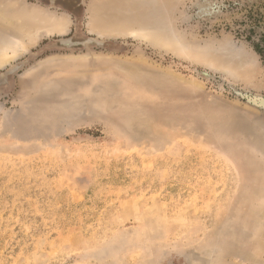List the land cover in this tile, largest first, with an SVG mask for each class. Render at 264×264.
I'll return each instance as SVG.
<instances>
[{
    "label": "rangeland",
    "instance_id": "1",
    "mask_svg": "<svg viewBox=\"0 0 264 264\" xmlns=\"http://www.w3.org/2000/svg\"><path fill=\"white\" fill-rule=\"evenodd\" d=\"M0 60V264H264V0H0Z\"/></svg>",
    "mask_w": 264,
    "mask_h": 264
},
{
    "label": "bare ground",
    "instance_id": "2",
    "mask_svg": "<svg viewBox=\"0 0 264 264\" xmlns=\"http://www.w3.org/2000/svg\"><path fill=\"white\" fill-rule=\"evenodd\" d=\"M25 15V14H24ZM14 17V16H13ZM28 17V16H27ZM40 18L41 19H43L42 21H40V19H39V21H40V23H39V26H38V24L36 25L37 26V28H39V29H43V28H45V27H50V26H53L54 28H57L56 30H58L59 29V32H60V30L63 28V25H65V24H67V23H65L64 24V22L65 21H63L62 22V20L64 19H62L61 20V18H60V21L59 22H57V23H55V26L53 25V23L51 24V22H53L52 20L50 21V20H48V18L45 16L44 18L43 17H41L40 16ZM17 19H18V17H17ZM30 20V19H29ZM54 20V19H53ZM59 20V19H58ZM55 21V20H54ZM57 21V20H56ZM67 22V21H66ZM38 23V22H37ZM32 26V25H31ZM100 26L102 27V29H104V30H106V31H110V32H116L117 30L116 29H118L117 28V26H109L108 25V23L106 22V23H100ZM54 28H51V29H54ZM48 29V28H47ZM49 30V32H47V33H50V31H51V33H52V31L53 30ZM43 30H45V29H43ZM66 31V30H65ZM43 34H45V33H43ZM117 34V33H116ZM46 35V34H45ZM22 48V47H21ZM21 52V51H20ZM0 63H2V60H0ZM0 66H1V64H0Z\"/></svg>",
    "mask_w": 264,
    "mask_h": 264
},
{
    "label": "water",
    "instance_id": "3",
    "mask_svg": "<svg viewBox=\"0 0 264 264\" xmlns=\"http://www.w3.org/2000/svg\"><path fill=\"white\" fill-rule=\"evenodd\" d=\"M62 46H64V47H68V46H70V45H72V44H74L73 42H71V41H61V42H59Z\"/></svg>",
    "mask_w": 264,
    "mask_h": 264
}]
</instances>
